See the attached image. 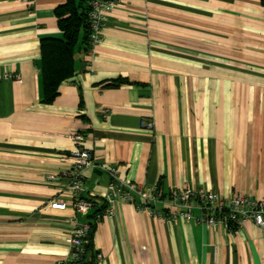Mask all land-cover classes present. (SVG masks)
Listing matches in <instances>:
<instances>
[{
	"label": "crops",
	"instance_id": "1",
	"mask_svg": "<svg viewBox=\"0 0 264 264\" xmlns=\"http://www.w3.org/2000/svg\"><path fill=\"white\" fill-rule=\"evenodd\" d=\"M65 2L0 0V264L69 260L73 211L51 203L69 201L76 131L95 163L164 194L264 197V0H119L90 58L80 33L73 74L46 101L41 42L63 39L55 10ZM84 174L83 196L103 208L108 174ZM114 209L96 223L86 260L264 264V228L252 221L231 231L123 200Z\"/></svg>",
	"mask_w": 264,
	"mask_h": 264
},
{
	"label": "built area",
	"instance_id": "2",
	"mask_svg": "<svg viewBox=\"0 0 264 264\" xmlns=\"http://www.w3.org/2000/svg\"><path fill=\"white\" fill-rule=\"evenodd\" d=\"M32 8L34 0H23ZM119 0H90L88 2V20L90 36L86 55L88 58L95 53L96 46L102 38L104 26V12L117 6ZM4 77H10L5 74ZM151 129L152 122L145 123ZM85 134L76 131L71 135L74 147L69 156L72 168L65 172V190L68 192L69 201H53L51 207L65 210L69 205L72 208L66 222L69 230L66 242L69 248V260H59L53 264H100L104 255L95 252L92 260H86L87 246L91 223L84 219L98 208V204L83 196L85 183L84 170L97 167L109 176L106 191L102 195L104 208L95 212L93 221L98 223L104 217H111L115 213L114 206L119 200L135 206L138 210L147 211L153 217H159L168 222L183 219L209 227L222 226L227 230L241 228L246 221H252L256 226L264 228V197H251L245 194L223 196L212 191L195 190L184 186L172 189L164 194L156 187H149L143 183L121 178L115 165L97 164L93 161L89 150L82 146ZM50 179L56 178L53 175ZM161 204L162 207H157Z\"/></svg>",
	"mask_w": 264,
	"mask_h": 264
},
{
	"label": "trees",
	"instance_id": "3",
	"mask_svg": "<svg viewBox=\"0 0 264 264\" xmlns=\"http://www.w3.org/2000/svg\"><path fill=\"white\" fill-rule=\"evenodd\" d=\"M90 0H66L59 5L55 14L58 25L63 32V39H45L41 42L43 90L46 101H51L58 93L59 84L73 74V49L80 33L83 34L84 50L88 48L90 27L88 20ZM105 206V205H104ZM104 208V207H103ZM98 207L91 212L101 210ZM91 231L87 251L90 248L91 236L96 222L90 221Z\"/></svg>",
	"mask_w": 264,
	"mask_h": 264
}]
</instances>
